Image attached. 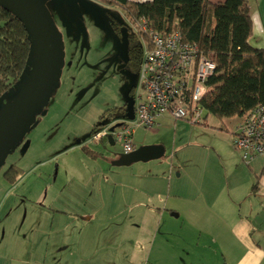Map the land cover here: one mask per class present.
Wrapping results in <instances>:
<instances>
[{
	"label": "crops",
	"instance_id": "1",
	"mask_svg": "<svg viewBox=\"0 0 264 264\" xmlns=\"http://www.w3.org/2000/svg\"><path fill=\"white\" fill-rule=\"evenodd\" d=\"M222 1L210 0L213 5ZM247 1L251 44L264 48V0ZM179 122L169 113L160 116L151 129L156 134L173 130L172 140L135 147L115 162L166 159L167 149L185 145ZM234 130L229 139L210 133V144L229 147L222 168L134 175L147 178L130 190V201L107 199L102 184L107 169L97 173L61 165L40 171L37 192L26 186V193L17 195L20 183L32 176L33 169L26 171L5 190L15 195L0 224L6 225L20 206L25 215L21 244L15 241L9 264H264V157L246 163L234 145ZM192 142V148L207 146ZM101 155L90 156L99 160ZM95 176L100 177L96 190L90 187Z\"/></svg>",
	"mask_w": 264,
	"mask_h": 264
},
{
	"label": "rangeland",
	"instance_id": "2",
	"mask_svg": "<svg viewBox=\"0 0 264 264\" xmlns=\"http://www.w3.org/2000/svg\"><path fill=\"white\" fill-rule=\"evenodd\" d=\"M46 4L63 36L64 66L60 83L48 104L38 113L36 124L11 149L0 170V223L15 195L6 194L5 190L11 184L5 180L3 173L15 164L21 166L24 173L33 169L29 172L32 176L20 183L15 192L17 195H24L26 186L37 192V177L43 169L59 165L64 168H90L97 173L107 169V178H102V184L109 201H130V190L143 184L147 178H135L134 175L170 168L174 175L179 171L184 174L192 170L213 171L222 168L227 160L224 153L229 152V147L210 144V133L219 131L229 139L227 134L230 135L241 118L220 119L208 111L204 112L207 115L204 123L177 118L180 121L179 138L185 145L177 151L167 149L166 159L159 162H115L128 157L131 152H124L121 140L116 141L115 145L109 143L107 136L102 141L94 140L93 128L99 122L105 125L98 126V130L121 122L128 97H134L140 89L141 75L130 63L128 50L129 35L135 32V26L120 7L109 6L103 0H79V9L59 0H48ZM2 25L3 22H0V28ZM146 40L143 36L138 37L142 52L146 49ZM29 73V69L22 73L15 83L16 90L23 85ZM12 97L8 93L6 101ZM155 130L143 126L137 128L133 136L135 147L141 148L157 140L168 144L172 140L173 130L166 132L161 129L158 134ZM193 140L210 147L195 145L196 148H192ZM97 152L102 154L99 160L90 156H97ZM99 184V176L90 181L92 189H100ZM29 198H35V195ZM23 208L15 209L6 225L0 224V264H6V258L7 264L11 262V249H15V241L21 244V223L25 217Z\"/></svg>",
	"mask_w": 264,
	"mask_h": 264
},
{
	"label": "trees",
	"instance_id": "3",
	"mask_svg": "<svg viewBox=\"0 0 264 264\" xmlns=\"http://www.w3.org/2000/svg\"><path fill=\"white\" fill-rule=\"evenodd\" d=\"M120 7L135 26L129 35V61L139 71L143 54L139 36H150L140 27L146 19L150 29L180 31L187 42L197 43L200 53L212 59L216 73L206 84L208 92L201 103L216 117L244 118L257 106H264V48L251 44L253 21L247 0H103ZM0 97L9 93L22 73L31 67L32 41L29 30L10 9L0 4ZM113 24H116L112 20ZM118 29V26H117ZM205 119L207 115L204 113ZM105 125L99 122L98 126ZM24 169L15 164L4 173L5 180L16 184Z\"/></svg>",
	"mask_w": 264,
	"mask_h": 264
},
{
	"label": "built area",
	"instance_id": "4",
	"mask_svg": "<svg viewBox=\"0 0 264 264\" xmlns=\"http://www.w3.org/2000/svg\"><path fill=\"white\" fill-rule=\"evenodd\" d=\"M140 27L150 36L140 60V89L134 95L135 116L126 115L113 132L121 140L124 152L135 149L133 136L137 128H152L160 116L169 113L193 123H204L201 100L208 92L207 80L216 73V63L200 53L197 43L187 42L180 31L166 33L150 29L142 19ZM234 130V145L246 163L264 157V106L255 107L241 118ZM108 128L96 130L93 139L103 140Z\"/></svg>",
	"mask_w": 264,
	"mask_h": 264
},
{
	"label": "water",
	"instance_id": "5",
	"mask_svg": "<svg viewBox=\"0 0 264 264\" xmlns=\"http://www.w3.org/2000/svg\"><path fill=\"white\" fill-rule=\"evenodd\" d=\"M48 0H0V4L15 13L26 25L32 41L33 59L29 75L23 85L9 91L12 99L6 102L8 93L0 97V170L17 142L28 132L43 106L48 104L50 96L60 83L64 66V43L48 7ZM63 4L80 8L79 0H59ZM126 115L135 116V100L130 95L126 103ZM116 126L109 128L108 140L116 144L113 132ZM129 154V153H128Z\"/></svg>",
	"mask_w": 264,
	"mask_h": 264
},
{
	"label": "flooded vegetation",
	"instance_id": "6",
	"mask_svg": "<svg viewBox=\"0 0 264 264\" xmlns=\"http://www.w3.org/2000/svg\"><path fill=\"white\" fill-rule=\"evenodd\" d=\"M10 100H11V99H10ZM10 100H9V101H10ZM6 102H8V101H6Z\"/></svg>",
	"mask_w": 264,
	"mask_h": 264
}]
</instances>
